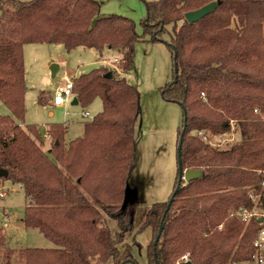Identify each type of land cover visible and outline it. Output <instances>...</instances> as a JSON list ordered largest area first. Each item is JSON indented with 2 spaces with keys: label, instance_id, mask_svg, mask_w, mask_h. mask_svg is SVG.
<instances>
[{
  "label": "trees",
  "instance_id": "trees-1",
  "mask_svg": "<svg viewBox=\"0 0 264 264\" xmlns=\"http://www.w3.org/2000/svg\"><path fill=\"white\" fill-rule=\"evenodd\" d=\"M144 1L140 34L134 19L101 14L98 0H0V100L10 109L0 114V172H8L0 177L21 184L24 225L56 244L8 248L0 226V264H139L131 246L122 251L119 243L134 224L130 186L141 94L120 71L132 67L146 34L171 50L173 79L161 91L183 109L173 191L151 205L141 226L152 233L148 264L253 261L264 226V0ZM212 1L218 4L210 14L187 21L186 12ZM28 43L120 52L117 66L101 64L72 78L79 105L102 101L81 136L67 140L65 123L49 124L44 134L26 123ZM53 97L42 92L39 102ZM233 131L238 136L226 147L210 142ZM187 169L198 174L186 183ZM245 209L260 216L244 221Z\"/></svg>",
  "mask_w": 264,
  "mask_h": 264
},
{
  "label": "rangeland",
  "instance_id": "rangeland-1",
  "mask_svg": "<svg viewBox=\"0 0 264 264\" xmlns=\"http://www.w3.org/2000/svg\"><path fill=\"white\" fill-rule=\"evenodd\" d=\"M101 14H119L134 19L137 30L143 34V19L147 16L144 0H98ZM171 31V26L167 27ZM163 38L170 39L169 32ZM121 54L115 49H105L102 54L92 48L77 47L67 50L60 43H28L24 46L26 70L25 121L35 124L44 134L51 123H65L68 127L66 139L71 140L84 132V122L102 110V101L97 98L90 106L72 104L74 98L62 106L40 103L43 92L53 97L59 86L81 73L88 72L101 64L117 66ZM59 64L60 69L53 74L51 66ZM127 81L135 85L141 94V113L135 129L136 152L134 170L131 177L130 199L136 204L134 224L120 250L131 246L139 264H148L147 245L151 239V229L141 228L148 210L154 202L168 200L174 188L177 174V139L183 124L181 104L166 100L161 88L173 79V59L169 46L164 41H153L151 35L135 45L133 65L120 71ZM90 116H83L84 111ZM10 113V109L0 100V114ZM238 136L236 131L226 135L212 136L210 142L220 147L230 145ZM50 142L43 144L48 150ZM5 192V195H1ZM27 198L21 184L0 177V226L4 228L6 246L55 247L37 228H28L23 223ZM113 232L117 223L110 219ZM112 260L94 264H111ZM127 264H133L131 262Z\"/></svg>",
  "mask_w": 264,
  "mask_h": 264
},
{
  "label": "built area",
  "instance_id": "built-area-1",
  "mask_svg": "<svg viewBox=\"0 0 264 264\" xmlns=\"http://www.w3.org/2000/svg\"><path fill=\"white\" fill-rule=\"evenodd\" d=\"M73 81L72 79L67 80L64 84L59 86L58 90L56 91L52 102L57 105H62L69 101L71 97H73ZM83 115L85 117L90 116L89 111H84ZM5 192H2L1 195H5ZM242 219L244 221H248L252 216H260V213L258 211H249V210H242L240 213ZM254 246L256 248V253L254 255V259L252 262H249L247 264H264V226L259 230L257 237L254 241ZM186 258V255L184 256ZM233 264H242L235 262Z\"/></svg>",
  "mask_w": 264,
  "mask_h": 264
},
{
  "label": "water",
  "instance_id": "water-1",
  "mask_svg": "<svg viewBox=\"0 0 264 264\" xmlns=\"http://www.w3.org/2000/svg\"><path fill=\"white\" fill-rule=\"evenodd\" d=\"M218 2L217 1H212L196 10H191V11H188L185 13V18L187 19L188 22L190 23H193V22H196L198 20H200L201 18H203L204 16L210 14L217 6ZM57 67H58V64H53L51 66V69H52V72L53 74L56 73V70H57ZM106 76H112V72H108L106 74ZM73 104H78V100L76 97H74L73 99ZM186 120V118H185ZM185 126H186V122H185ZM185 128V127H184ZM182 139H183V133L181 134V137H180V142L178 144V162L180 164V168H181V148H182ZM2 175L4 176H7L8 172L7 171H1L0 172ZM198 174V171L197 170H194V169H187L185 170L184 172V179H185V182H189L195 175ZM181 181V180H180ZM176 191V190H175ZM262 219V218H261ZM179 264H192L190 260H185Z\"/></svg>",
  "mask_w": 264,
  "mask_h": 264
},
{
  "label": "crops",
  "instance_id": "crops-1",
  "mask_svg": "<svg viewBox=\"0 0 264 264\" xmlns=\"http://www.w3.org/2000/svg\"><path fill=\"white\" fill-rule=\"evenodd\" d=\"M55 64V63H54ZM60 69V65L58 64V67H57V70H56V72L58 71ZM74 99V98H73ZM72 102H73V100H72ZM67 103V102H66ZM66 103H64V104H62V105H65ZM52 105H54V106H62V105H57V104H54L53 102L51 103ZM73 104V103H72ZM84 116V115H83ZM44 138H45V140L46 141H48V138H47V136L45 135L44 136Z\"/></svg>",
  "mask_w": 264,
  "mask_h": 264
}]
</instances>
